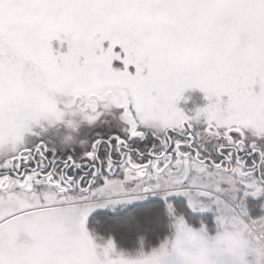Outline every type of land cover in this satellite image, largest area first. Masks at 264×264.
<instances>
[{
    "label": "snow or ice",
    "instance_id": "1",
    "mask_svg": "<svg viewBox=\"0 0 264 264\" xmlns=\"http://www.w3.org/2000/svg\"><path fill=\"white\" fill-rule=\"evenodd\" d=\"M189 89L207 104L186 113ZM249 197L264 0H0V264H264Z\"/></svg>",
    "mask_w": 264,
    "mask_h": 264
},
{
    "label": "rangeland",
    "instance_id": "2",
    "mask_svg": "<svg viewBox=\"0 0 264 264\" xmlns=\"http://www.w3.org/2000/svg\"><path fill=\"white\" fill-rule=\"evenodd\" d=\"M53 47L54 48L57 47L56 41H53ZM206 104H207V100L204 98V94L199 89H189L183 93V98L178 102L177 106L181 108L182 110H184L186 113H188V112H194L197 108L203 107ZM105 130H106L105 127L90 129L87 125H82L76 132H72L70 129H68L64 125H57V126L49 127L47 134L53 137H60L61 140L63 139L64 136L69 135V134L75 136L77 139H83L95 131H105ZM91 218L92 217H89L86 227L90 233H93L95 235L98 233L94 227L96 225L91 226L90 224ZM194 226L198 227V225H194ZM96 228H98V226H96ZM99 235H102V234H99ZM99 235L97 236L95 240V242L98 244L104 242L103 240L99 238ZM103 236H106V235H103ZM248 259L253 260L254 257L250 256L248 257Z\"/></svg>",
    "mask_w": 264,
    "mask_h": 264
},
{
    "label": "trees",
    "instance_id": "3",
    "mask_svg": "<svg viewBox=\"0 0 264 264\" xmlns=\"http://www.w3.org/2000/svg\"><path fill=\"white\" fill-rule=\"evenodd\" d=\"M90 224L91 226H94V225L98 226V228L94 226L95 230L97 231L98 234H102V235H107L111 228L110 222L104 223V224H96L92 218H91ZM112 235L114 236V239L119 247H122L125 249H131L135 243V237L126 235L123 231L115 230L112 232ZM155 242H156L155 236L149 235L145 239V248H147L149 244H154Z\"/></svg>",
    "mask_w": 264,
    "mask_h": 264
},
{
    "label": "flooded vegetation",
    "instance_id": "4",
    "mask_svg": "<svg viewBox=\"0 0 264 264\" xmlns=\"http://www.w3.org/2000/svg\"><path fill=\"white\" fill-rule=\"evenodd\" d=\"M144 145H141L143 147ZM264 202V197L260 198H248L247 206L249 214L253 217L264 214V208H261V203Z\"/></svg>",
    "mask_w": 264,
    "mask_h": 264
}]
</instances>
